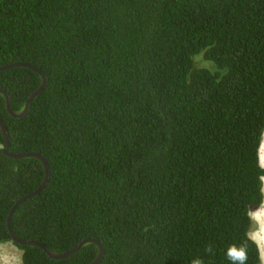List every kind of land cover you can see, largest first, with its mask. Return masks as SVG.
<instances>
[{"label": "trees", "instance_id": "obj_1", "mask_svg": "<svg viewBox=\"0 0 264 264\" xmlns=\"http://www.w3.org/2000/svg\"><path fill=\"white\" fill-rule=\"evenodd\" d=\"M12 62L48 83L23 117L0 93L9 149L51 170L15 211L16 234L57 252L96 238L99 264H231L244 243L260 264L245 231L264 199V0H0V65ZM41 82L0 71L16 112ZM0 146L7 242L11 207L45 172L5 155L1 128ZM15 245L22 264H89L99 250Z\"/></svg>", "mask_w": 264, "mask_h": 264}, {"label": "water", "instance_id": "obj_2", "mask_svg": "<svg viewBox=\"0 0 264 264\" xmlns=\"http://www.w3.org/2000/svg\"><path fill=\"white\" fill-rule=\"evenodd\" d=\"M16 66H24V67L33 69V70L37 71L42 77L41 85L29 95V97L26 100L24 108L18 112L14 111L12 109L11 99H10L9 93L4 88L0 87V93L4 94V96L6 98V106H7V110L10 113V115H12L13 117H23L28 113L32 101L45 90L47 83H48V78H47L46 74L41 69L35 67L34 65L24 63V62H12V63H8L5 65H0V71L7 70V69H10V68L16 67ZM0 128L2 130V133L4 136V141H5V147L3 149V152L5 155L12 157V158L36 157L42 162V164L44 166V172H45L41 184L35 190H33V191L23 195L21 198H19L13 204V206L11 207V209L8 213V216L6 219V225H7V229L10 233V236H11V241L15 244L32 245V246L40 247L41 249H43L46 252V254L48 256H50L54 259H61V258L68 257V256L72 255L74 252H76L78 249H80L85 243L93 242V243L97 244L99 250H98L97 257L89 264H99L104 257V248H103L102 243L99 240H97L96 238H85L82 241H80L77 245L72 247L70 250L65 251V252H57V251L51 250L45 244H43L42 242H40L38 240L22 238L18 234L15 233V231L13 230V227H12V218H13L15 211L17 210L19 205L22 204L24 201H26L29 198H32L33 196L37 195L38 193H40L41 191H43L46 188V186L48 185L49 180H50L51 170H50V165H49L48 160L39 152L14 153V152L10 151V149H9L10 148V134H9L8 126L6 125L4 119L1 116H0Z\"/></svg>", "mask_w": 264, "mask_h": 264}, {"label": "clouds", "instance_id": "obj_3", "mask_svg": "<svg viewBox=\"0 0 264 264\" xmlns=\"http://www.w3.org/2000/svg\"><path fill=\"white\" fill-rule=\"evenodd\" d=\"M259 155V166L264 168V143L261 144ZM248 227L245 231V240L255 246L260 264H264V199L256 207L248 209L247 213ZM206 253L212 252L209 245L205 248ZM226 256L231 264H247L248 245L232 244L227 248ZM191 264H204L201 258H193Z\"/></svg>", "mask_w": 264, "mask_h": 264}, {"label": "rangeland", "instance_id": "obj_4", "mask_svg": "<svg viewBox=\"0 0 264 264\" xmlns=\"http://www.w3.org/2000/svg\"><path fill=\"white\" fill-rule=\"evenodd\" d=\"M22 255L23 251L12 241L0 242V264H22Z\"/></svg>", "mask_w": 264, "mask_h": 264}, {"label": "crops", "instance_id": "obj_5", "mask_svg": "<svg viewBox=\"0 0 264 264\" xmlns=\"http://www.w3.org/2000/svg\"><path fill=\"white\" fill-rule=\"evenodd\" d=\"M264 143V142H263Z\"/></svg>", "mask_w": 264, "mask_h": 264}]
</instances>
